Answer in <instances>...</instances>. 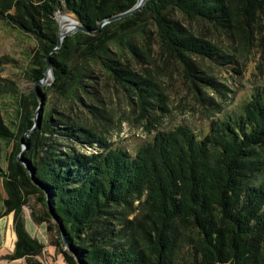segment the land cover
<instances>
[{
	"label": "trees",
	"instance_id": "1",
	"mask_svg": "<svg viewBox=\"0 0 264 264\" xmlns=\"http://www.w3.org/2000/svg\"><path fill=\"white\" fill-rule=\"evenodd\" d=\"M138 2L0 0V21L33 36L46 54L41 70H32L34 80L44 79L47 56L55 77L48 97L41 95L36 127L35 111L18 97L11 100L17 114L4 122L0 95V142L13 146L6 171L0 170L6 193L0 220L12 215L15 235L9 258L41 264L46 246L27 231L24 208L34 224L50 223L47 192L74 251L63 250L49 224L50 246L62 264H264V92L251 96L238 115L214 121L207 134L181 125L159 132L135 155L113 148L98 130L106 116L104 80L122 88L140 119L151 123L158 111L168 112L157 83L141 72L154 48L178 61L198 86L199 63L224 58L213 37L231 48L235 42L256 48L264 0H147L140 12L109 22ZM59 15L85 31L57 49ZM38 100L33 96L35 109ZM56 100L67 108L59 118ZM22 148L44 190L18 162ZM87 149L98 153H83ZM31 198L43 204L41 211ZM136 202L142 211L136 229L123 227L121 216L139 210ZM115 219L122 226L112 229Z\"/></svg>",
	"mask_w": 264,
	"mask_h": 264
},
{
	"label": "rangeland",
	"instance_id": "2",
	"mask_svg": "<svg viewBox=\"0 0 264 264\" xmlns=\"http://www.w3.org/2000/svg\"><path fill=\"white\" fill-rule=\"evenodd\" d=\"M63 16L67 20L72 19L68 15H59V17ZM262 24L264 25V20ZM256 38L258 39L255 42L256 48L250 51L244 47L240 48L236 42L233 44L236 48H231L229 41L213 37L223 52L224 58L221 61L223 64L213 61L200 62L195 75L203 81H196L198 86L192 83L193 78L186 75L178 61L168 58L158 47H155L151 53L152 58L142 66L141 72L157 83L166 99L168 112L158 111V117L151 123L140 119L138 110L132 105L124 90L116 86L113 81L104 80L108 95L104 99V106H101L106 110V116L98 126L100 134L107 137L113 148L126 149L135 155L139 148L153 142L159 132L166 133L184 125L200 134H207L214 121L224 120L232 114L238 115L241 105L249 101L251 96L264 92V33L260 37L256 35ZM38 48L39 44L33 36L20 30L15 24L0 21V95L3 101L1 119L8 124L17 114L18 105L11 102L15 97L23 98L32 113L38 112L37 122H39L43 105L41 109L39 108L41 104H45V101L41 102L38 99L42 98V94L44 98L48 97L46 89L52 86L55 77L54 73L49 74L45 83L44 79L34 80L32 70H41V61L46 57L45 53L38 52ZM47 59L50 61L49 56ZM230 61H232L231 65ZM40 81L41 83L37 84ZM33 96L38 100L36 109L33 107ZM56 104L57 112L54 116L59 118L67 108L60 100H56ZM33 121L35 122V119ZM21 138L23 141L29 139L28 132L23 133ZM12 147L8 148L5 143L0 142V170L4 172L6 158L13 152ZM83 153L96 154L98 149L83 150ZM5 198L1 174L0 208H3ZM30 205L40 207L36 198H31ZM135 208L139 210L121 216V219L126 221L124 222L126 224H122L123 227L127 225L136 229V220L140 219L139 215L142 213L139 202L135 203ZM118 213L123 212L118 210ZM24 217L27 231L46 246L40 263L62 264L57 250L49 245L46 226L32 222L29 207L24 208ZM12 219V216L7 218L10 222L7 225L4 220H0V264H27L25 259L13 261L9 258L13 254L15 244L13 224L10 225ZM111 223L112 229L122 226L118 224L117 219L112 220ZM63 250L66 252L65 248ZM67 253L71 252L67 251Z\"/></svg>",
	"mask_w": 264,
	"mask_h": 264
},
{
	"label": "water",
	"instance_id": "3",
	"mask_svg": "<svg viewBox=\"0 0 264 264\" xmlns=\"http://www.w3.org/2000/svg\"><path fill=\"white\" fill-rule=\"evenodd\" d=\"M146 2H147V0H139L137 6L134 9H132V10H130V11L124 13V14H121L119 16H116V17L110 19L109 22L115 21V20H119V19L125 18L127 16H131V15H134V14L140 12L144 8ZM63 17H65V16H63ZM71 20L73 21L74 24H71V26H69L68 31L63 34L62 33V26H61L60 20L58 18V22H59V25H60V35H59V43H58L57 49H59L61 47L64 39L67 36H71V35L79 32V31H85V28L80 23H78L77 21H75L73 19H71ZM49 74H52L53 75V69H52V65H51L50 61H48V70H47L46 76H45V78L43 80L44 83L47 81V78H48V75ZM39 83H41V81L38 82L37 84H39ZM39 100H41V98H39ZM41 102H42V100H41ZM42 105L43 104L40 105V108L39 109H41ZM37 115H38V112L35 115V127L38 124V122H37ZM24 152H25V150H22L21 151V154L17 158L18 162L21 163V164H23L26 167V169H27V171H28V173L30 175V178H31L32 182L39 189L44 190L43 187H42V185L35 178V174L31 171V169L27 165L26 160L23 158ZM45 195L46 196H45V200H44L43 203H44V206H45L46 210L48 211V214L50 215L51 219H50V223H42V224H39V225H45L46 226V231H47V235H48V239H49V245H50L51 234L48 232V226H49V224H51L52 227H53V230H54V236H56L57 231L60 233V236L62 238V248H65L66 252L69 251V252L73 253L74 251H73L72 247L68 244V241L66 239V232H65L64 226L58 220L57 215H56V213L54 211V208H53V206L51 204V197H50L49 194H47V192H46ZM37 203H38V205L40 207L39 208H36V209L38 211H41V209L43 208V204L41 205V203H39L38 200H37Z\"/></svg>",
	"mask_w": 264,
	"mask_h": 264
},
{
	"label": "bare ground",
	"instance_id": "4",
	"mask_svg": "<svg viewBox=\"0 0 264 264\" xmlns=\"http://www.w3.org/2000/svg\"><path fill=\"white\" fill-rule=\"evenodd\" d=\"M61 26H62V33L64 34L65 31L67 30V28H69V26H71V24H74L72 20H67L64 17H59ZM68 21V22H66Z\"/></svg>",
	"mask_w": 264,
	"mask_h": 264
},
{
	"label": "crops",
	"instance_id": "5",
	"mask_svg": "<svg viewBox=\"0 0 264 264\" xmlns=\"http://www.w3.org/2000/svg\"><path fill=\"white\" fill-rule=\"evenodd\" d=\"M10 216H12V215H10ZM9 217V216H8ZM8 217H6V218H4V219H2V220H4L5 221V224L7 225L8 223H10L9 221H7V218ZM13 217V216H12ZM6 219V220H5ZM13 224V219H12V221H11V224L10 225H12ZM12 227H13V225H12ZM5 229V228H4ZM12 231H13V228H12Z\"/></svg>",
	"mask_w": 264,
	"mask_h": 264
}]
</instances>
